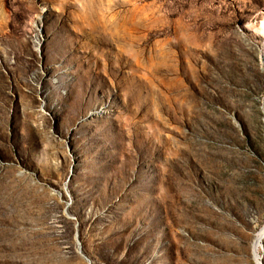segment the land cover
Wrapping results in <instances>:
<instances>
[{"label":"rangeland","instance_id":"1","mask_svg":"<svg viewBox=\"0 0 264 264\" xmlns=\"http://www.w3.org/2000/svg\"><path fill=\"white\" fill-rule=\"evenodd\" d=\"M264 264V0H0V264Z\"/></svg>","mask_w":264,"mask_h":264},{"label":"bare ground","instance_id":"2","mask_svg":"<svg viewBox=\"0 0 264 264\" xmlns=\"http://www.w3.org/2000/svg\"><path fill=\"white\" fill-rule=\"evenodd\" d=\"M261 264H262V262H261Z\"/></svg>","mask_w":264,"mask_h":264}]
</instances>
